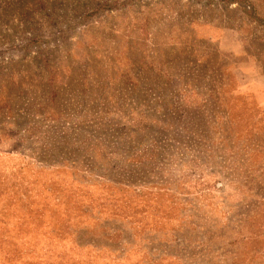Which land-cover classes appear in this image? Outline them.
Returning a JSON list of instances; mask_svg holds the SVG:
<instances>
[{
	"label": "rangeland",
	"instance_id": "rangeland-1",
	"mask_svg": "<svg viewBox=\"0 0 264 264\" xmlns=\"http://www.w3.org/2000/svg\"><path fill=\"white\" fill-rule=\"evenodd\" d=\"M0 264H264V0H0Z\"/></svg>",
	"mask_w": 264,
	"mask_h": 264
}]
</instances>
